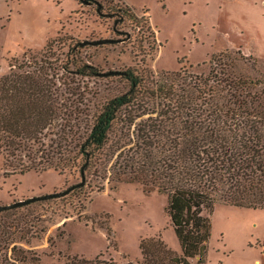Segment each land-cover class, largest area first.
<instances>
[{
	"label": "trees",
	"instance_id": "obj_1",
	"mask_svg": "<svg viewBox=\"0 0 264 264\" xmlns=\"http://www.w3.org/2000/svg\"><path fill=\"white\" fill-rule=\"evenodd\" d=\"M57 41L39 55L26 51L0 77L5 174L54 168L81 176L84 167L86 182L72 193L103 190L106 180L166 193L181 253L160 236L148 237L140 243L142 259L124 264H208L216 205L264 207V76L248 75L241 64L252 56L216 52L206 73L128 68L129 88L97 106L75 76L103 71L72 56L80 42L70 43L60 64L50 53ZM7 243L20 262L29 260L14 238ZM66 264L117 262L75 255Z\"/></svg>",
	"mask_w": 264,
	"mask_h": 264
},
{
	"label": "rangeland",
	"instance_id": "obj_2",
	"mask_svg": "<svg viewBox=\"0 0 264 264\" xmlns=\"http://www.w3.org/2000/svg\"><path fill=\"white\" fill-rule=\"evenodd\" d=\"M91 1L0 0V77L15 58L26 51L41 54L54 38L58 41L50 53L60 64L71 42L114 38L115 43L80 45L71 54L102 71L186 67L206 73L214 53L230 50L238 55L240 49L252 56L241 62L242 69L253 77L264 76V0ZM97 1L106 15L98 13ZM121 18L115 32V20ZM254 62L257 70L251 67ZM75 78L97 106L129 88L124 75ZM5 171L0 154V206L62 192L81 182L74 169ZM104 183L103 190L85 186L72 193L77 186L59 197L0 211V264H66L75 255H101L124 264L142 259L141 240L157 236L181 253L165 211L166 193L146 192L138 182ZM210 217L208 264H264V207L218 203ZM6 238H14L29 260L20 262L15 256L19 251H12L14 243Z\"/></svg>",
	"mask_w": 264,
	"mask_h": 264
},
{
	"label": "water",
	"instance_id": "obj_3",
	"mask_svg": "<svg viewBox=\"0 0 264 264\" xmlns=\"http://www.w3.org/2000/svg\"><path fill=\"white\" fill-rule=\"evenodd\" d=\"M82 3H86V4H91L92 1L91 0H80ZM96 4L98 5V13L100 15H106V14H102L99 12V9L101 8V3L100 2H96ZM108 16H112V14H109ZM117 39L114 38H100V39H94V40H90V39H86L80 42V44L82 46H86V45H102V44H106V43H115L117 42ZM125 72L121 71V70H108V71H103L99 73V76H110V75H123ZM86 182V175L84 172V167L81 170V182L74 184L72 186H70L69 188L63 190L62 192H54V193H48V194H44L42 196H34V197H30L27 198L25 200H19L16 202H13L11 204H5V205H1L0 206V211L2 210H6V209H11V208H15L17 206H21L23 204H27L33 201H37V200H44V199H49V198H53V197H59L62 195L67 194L68 192H70L73 188L77 187V186H83Z\"/></svg>",
	"mask_w": 264,
	"mask_h": 264
},
{
	"label": "flooded vegetation",
	"instance_id": "obj_4",
	"mask_svg": "<svg viewBox=\"0 0 264 264\" xmlns=\"http://www.w3.org/2000/svg\"><path fill=\"white\" fill-rule=\"evenodd\" d=\"M103 14H105V13H103ZM122 21H123V18H121L120 20H115V25L113 27V29H114L115 32H118L119 31L118 28H117V25L119 24V22H122Z\"/></svg>",
	"mask_w": 264,
	"mask_h": 264
}]
</instances>
